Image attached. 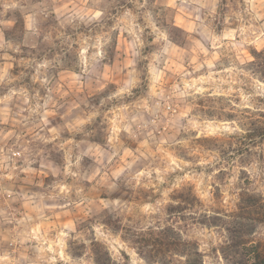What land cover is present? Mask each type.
<instances>
[{
  "label": "clouds",
  "instance_id": "obj_1",
  "mask_svg": "<svg viewBox=\"0 0 264 264\" xmlns=\"http://www.w3.org/2000/svg\"><path fill=\"white\" fill-rule=\"evenodd\" d=\"M0 264H264V0H0Z\"/></svg>",
  "mask_w": 264,
  "mask_h": 264
}]
</instances>
